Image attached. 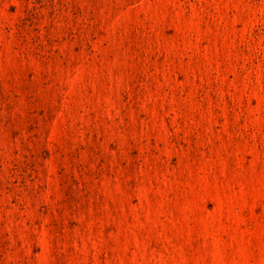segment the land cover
<instances>
[{
  "label": "rangeland",
  "instance_id": "rangeland-1",
  "mask_svg": "<svg viewBox=\"0 0 264 264\" xmlns=\"http://www.w3.org/2000/svg\"><path fill=\"white\" fill-rule=\"evenodd\" d=\"M0 264H264V0H0Z\"/></svg>",
  "mask_w": 264,
  "mask_h": 264
}]
</instances>
